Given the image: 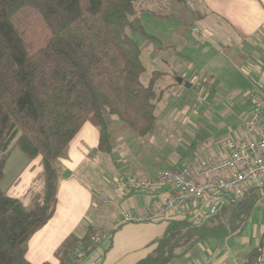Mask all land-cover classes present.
Wrapping results in <instances>:
<instances>
[{
	"label": "trees",
	"instance_id": "16d2710c",
	"mask_svg": "<svg viewBox=\"0 0 264 264\" xmlns=\"http://www.w3.org/2000/svg\"><path fill=\"white\" fill-rule=\"evenodd\" d=\"M139 1L0 0V264H32L28 244L55 214L61 159L87 122L99 130L98 149L108 155L114 150L113 121L142 137L155 130L156 85L164 73L154 71L147 84L142 80L143 49L128 35L129 30L152 38ZM16 149L29 161L42 158V188L28 203L1 187ZM263 194L264 184L252 187L201 224L163 221V236L137 264H172L205 241L240 236ZM99 240L98 245L107 241L104 253L112 248L113 237H102L94 226L84 237L70 235L56 251L58 264H82ZM257 257L258 247L242 264H255Z\"/></svg>",
	"mask_w": 264,
	"mask_h": 264
},
{
	"label": "rangeland",
	"instance_id": "374dc122",
	"mask_svg": "<svg viewBox=\"0 0 264 264\" xmlns=\"http://www.w3.org/2000/svg\"><path fill=\"white\" fill-rule=\"evenodd\" d=\"M194 1L186 0L180 4L173 0H140L136 4L137 9L145 10L141 13L142 24L152 36L149 40L128 30V35L143 49L146 72L142 80L147 84L154 71L165 74L156 85L158 121L155 130L142 137L133 130L124 132L122 136V131L115 129L112 138L115 149L105 159L108 166L103 170L102 167L94 169L93 180H86L95 189L99 197L97 202L102 205L100 217L89 215L93 224L100 226L102 237H113L117 230L112 228L122 218L120 203L115 201L112 205L101 198L104 194L115 193V177L123 184L130 177L156 180L166 170L181 168L191 160H199L209 152L218 151L229 136L235 135L251 109L247 93L257 81V76L236 58L233 51L239 50L236 40L229 41L228 49L217 46V41L206 40L207 25L197 16ZM189 10L195 11V15ZM158 47H163V50H157ZM162 59H168L165 65ZM187 68L190 71L183 75ZM181 74L187 80L184 84L178 83ZM212 75L213 82L209 79V83H205L204 80ZM187 83L195 85L192 93ZM17 153L24 157L19 150ZM17 155L10 161L7 178L23 168ZM164 191L165 188L147 193L155 195ZM94 213L95 209L90 212ZM256 224L258 231L262 227L264 229V194L247 229L245 227L240 236L205 241L176 263L242 264L248 252L259 247L263 233L256 238L251 237ZM106 244L104 241L102 248ZM86 253L83 252L81 257L86 258ZM104 254L90 255L83 264H103Z\"/></svg>",
	"mask_w": 264,
	"mask_h": 264
},
{
	"label": "crops",
	"instance_id": "0c3cea01",
	"mask_svg": "<svg viewBox=\"0 0 264 264\" xmlns=\"http://www.w3.org/2000/svg\"><path fill=\"white\" fill-rule=\"evenodd\" d=\"M194 3L197 16L207 25L206 40L217 41V46L219 44L224 49H228L229 41L236 40L238 42L239 50H233L236 58L241 65L257 76V81L251 86L247 97L252 90L261 89L260 87L264 85V0H195ZM189 12L194 14L195 11L189 10ZM157 50H163V47H158ZM165 61L168 59L161 60L164 65ZM189 71L188 68L184 69L183 75ZM180 77L184 79L182 74ZM209 79L213 82L214 76L207 77L204 82L209 83ZM115 129H120L122 136L124 132H130L129 128L118 121L111 123L113 136ZM242 130L243 124L238 127L235 136H240ZM120 139L122 140L123 137ZM99 140V130L92 123L87 122L72 140L67 157L61 159L63 177L59 185L55 214L44 227L34 234L28 244L26 257L32 264H58L56 251L70 235L84 237L89 226L101 230L100 226L93 224L89 215L100 217L102 205L97 202L99 197L95 189L86 182L88 179L93 180L94 169L102 167L103 170L109 164L105 162L108 154H103L98 149ZM17 150L19 149L14 150L6 164L5 177L1 182V187L11 197L28 203L32 192L40 191L42 188L41 181L37 182L43 172L42 158L29 161L25 156L17 155ZM217 152L216 150L206 155L211 156ZM16 155L21 158L20 167L23 168L14 171L7 178L10 161ZM115 183L117 184L115 193L104 194L101 198L105 199V203L112 205L115 201L120 203L122 218L112 228L114 231L117 230V233L113 236L112 248L107 254H104L102 244L98 245L99 240L91 255L92 257L97 254L102 256L103 253L105 255L103 264H137L152 252L155 247L154 242L163 236L167 224L166 222H129L126 221L125 215H137L149 205H159L162 194L158 192L159 194L152 195L144 190H131L128 179L123 184L122 180L115 177ZM110 197H113L112 200ZM93 209H95V213L90 214ZM257 225H254L255 232L251 237L256 238L258 234L264 232L263 227L258 231ZM178 261H174L172 264H177Z\"/></svg>",
	"mask_w": 264,
	"mask_h": 264
},
{
	"label": "built area",
	"instance_id": "2783aa9c",
	"mask_svg": "<svg viewBox=\"0 0 264 264\" xmlns=\"http://www.w3.org/2000/svg\"><path fill=\"white\" fill-rule=\"evenodd\" d=\"M248 94L249 115L240 136H229L217 153L166 170L156 180L130 177L131 190L155 192L165 188L159 205H149L126 221L163 222L173 218L201 224L225 206L264 184V85ZM261 264H264V257Z\"/></svg>",
	"mask_w": 264,
	"mask_h": 264
},
{
	"label": "water",
	"instance_id": "95a60500",
	"mask_svg": "<svg viewBox=\"0 0 264 264\" xmlns=\"http://www.w3.org/2000/svg\"><path fill=\"white\" fill-rule=\"evenodd\" d=\"M178 83L183 84L184 79L182 77L178 78ZM191 85H192L191 83H187L188 88H191ZM263 257H264V232H263L262 237H261L260 242H259L258 258H257L255 264H261L263 261Z\"/></svg>",
	"mask_w": 264,
	"mask_h": 264
}]
</instances>
